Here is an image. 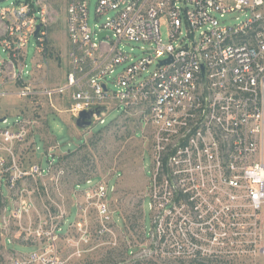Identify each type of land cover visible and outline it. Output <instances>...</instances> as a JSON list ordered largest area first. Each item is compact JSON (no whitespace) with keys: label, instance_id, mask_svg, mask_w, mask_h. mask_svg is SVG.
<instances>
[{"label":"built area","instance_id":"1","mask_svg":"<svg viewBox=\"0 0 264 264\" xmlns=\"http://www.w3.org/2000/svg\"><path fill=\"white\" fill-rule=\"evenodd\" d=\"M53 13L51 0H0V104L43 101L57 112L61 102L71 119L91 112L90 128L136 119L142 134L150 130L156 169L165 159L171 177L183 174V183L223 197L220 211L232 219L241 209L221 193L241 192L257 221L264 210V0H65L60 82L49 73ZM112 111L118 115L105 124ZM11 115H0V184L8 190L40 171L15 159L13 147L33 132L22 113ZM29 262L42 263L35 253Z\"/></svg>","mask_w":264,"mask_h":264},{"label":"rangeland","instance_id":"2","mask_svg":"<svg viewBox=\"0 0 264 264\" xmlns=\"http://www.w3.org/2000/svg\"><path fill=\"white\" fill-rule=\"evenodd\" d=\"M51 5L49 73L60 82L66 44L65 0H51ZM165 34L161 28L163 39ZM131 47L139 56V45ZM33 50L31 41L28 62ZM14 109L25 116L33 133L12 152L21 169L30 171L38 164L40 171L21 180L13 190L0 184V264H36L29 262L32 253L41 258L40 264H95L112 248H116L115 259L120 263L118 253L124 245L137 248L124 256L123 264H133L158 251L175 254L195 250L213 255L210 260L216 264H264V228L260 222L264 210L255 221L241 192H220L234 198L241 209L240 219H232L220 211L227 202L223 197L207 193L186 178L183 183V174L176 178L174 173L169 188L158 184L160 171L153 163L150 130L142 134L136 119L119 118L107 126L79 128L61 102L54 112L46 102L16 99L2 101L0 115L14 120ZM117 115L115 111L109 113L105 124ZM70 153L72 157L62 160ZM5 154L0 152V156ZM46 156L58 160L48 164ZM176 189L190 193L192 206L174 203ZM166 203L172 207L164 208ZM23 207L27 212L22 210L20 217L14 218L13 213Z\"/></svg>","mask_w":264,"mask_h":264},{"label":"trees","instance_id":"3","mask_svg":"<svg viewBox=\"0 0 264 264\" xmlns=\"http://www.w3.org/2000/svg\"><path fill=\"white\" fill-rule=\"evenodd\" d=\"M50 57H52V53L49 54ZM57 58V57H56ZM73 153H70V155L65 156L62 160L68 159L72 157ZM52 157V156H51ZM53 162H56L58 159H54ZM159 176L157 179V183L160 185H165L167 188L172 186L171 180H172V172L171 169L167 167L166 160L164 159L162 162L161 167L159 168ZM175 195H174V203L177 204L178 206L186 204L187 206L191 205L192 203L189 202V193L185 192L183 189H176L175 190ZM2 201V197L0 194V203ZM172 203H166L164 208H171ZM145 221V219H144ZM142 224V228L146 230L147 225L144 223ZM143 232L144 236L146 237L148 235L147 231ZM1 240V239H0ZM29 247H32L33 245H28ZM137 247H130L127 245H124L122 252H119L118 254L121 255L122 259L121 262L123 264V258L124 256H129L135 251ZM116 248H112L110 250H107L105 254L98 260L96 261L95 264H120L118 261H116L115 257L116 255L114 254ZM180 250L182 247L179 248ZM213 255H207V254H202L201 251H193L192 253H185L178 251L175 254H166L161 251H158L154 255H152L149 258L140 260V261H132L133 264H216L213 263L210 259ZM0 262L2 263V258L0 257ZM90 264V263H88Z\"/></svg>","mask_w":264,"mask_h":264},{"label":"water","instance_id":"4","mask_svg":"<svg viewBox=\"0 0 264 264\" xmlns=\"http://www.w3.org/2000/svg\"><path fill=\"white\" fill-rule=\"evenodd\" d=\"M39 30L37 27L36 33ZM163 64V63H162ZM3 121V118L0 119V122ZM74 123L80 128H90L91 127V112H82L79 114V117L74 119Z\"/></svg>","mask_w":264,"mask_h":264}]
</instances>
